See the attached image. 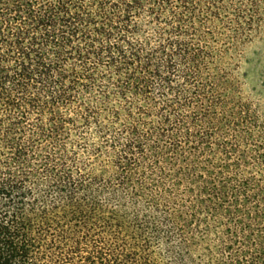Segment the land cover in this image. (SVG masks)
<instances>
[{
  "label": "trees",
  "instance_id": "1",
  "mask_svg": "<svg viewBox=\"0 0 264 264\" xmlns=\"http://www.w3.org/2000/svg\"><path fill=\"white\" fill-rule=\"evenodd\" d=\"M262 0H0V264H264Z\"/></svg>",
  "mask_w": 264,
  "mask_h": 264
},
{
  "label": "rangeland",
  "instance_id": "2",
  "mask_svg": "<svg viewBox=\"0 0 264 264\" xmlns=\"http://www.w3.org/2000/svg\"><path fill=\"white\" fill-rule=\"evenodd\" d=\"M264 13V0H262ZM239 73L244 75V95L257 105L264 115V15L261 33L245 50Z\"/></svg>",
  "mask_w": 264,
  "mask_h": 264
}]
</instances>
